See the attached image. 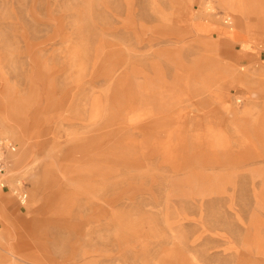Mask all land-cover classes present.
Wrapping results in <instances>:
<instances>
[{"label":"rangeland","instance_id":"obj_1","mask_svg":"<svg viewBox=\"0 0 264 264\" xmlns=\"http://www.w3.org/2000/svg\"><path fill=\"white\" fill-rule=\"evenodd\" d=\"M0 133V264H264V0H0Z\"/></svg>","mask_w":264,"mask_h":264},{"label":"built area","instance_id":"obj_2","mask_svg":"<svg viewBox=\"0 0 264 264\" xmlns=\"http://www.w3.org/2000/svg\"><path fill=\"white\" fill-rule=\"evenodd\" d=\"M14 150V144L7 137L0 133V191L8 189L6 175L8 173L10 163L9 155ZM12 193L22 204L26 202L28 194L26 189L20 184V182H18L17 188L14 189Z\"/></svg>","mask_w":264,"mask_h":264},{"label":"crops","instance_id":"obj_3","mask_svg":"<svg viewBox=\"0 0 264 264\" xmlns=\"http://www.w3.org/2000/svg\"><path fill=\"white\" fill-rule=\"evenodd\" d=\"M235 18V27H236V31L235 33H233V35L235 36L236 39L238 38H241V37H244L245 36V33H246V26L242 27V23H244L245 21L242 19V15L240 13H236V16L234 17ZM245 44V43H243ZM242 44V46H244ZM227 70L230 72L229 70V67H227Z\"/></svg>","mask_w":264,"mask_h":264}]
</instances>
